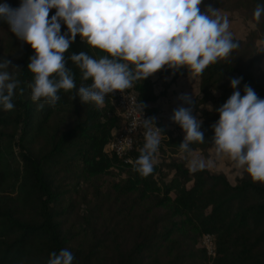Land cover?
Instances as JSON below:
<instances>
[{"label": "trees", "instance_id": "1", "mask_svg": "<svg viewBox=\"0 0 264 264\" xmlns=\"http://www.w3.org/2000/svg\"><path fill=\"white\" fill-rule=\"evenodd\" d=\"M207 1L215 10L240 13L254 27L246 37L233 38L239 47L229 60L209 65L198 76L190 73L198 80L192 105L205 138L191 148L201 153L213 147V125L233 94L232 79L242 78L241 96L248 85L264 99V16L257 22L253 15L264 0ZM4 3L16 9L21 0H0ZM2 31L7 38H0V62H11L8 71L20 85L14 110L0 106V264H48L62 249L72 252L73 264H264V183H254L244 171L232 184L221 172L192 171L176 158L154 163L153 173L142 177L133 169L145 138L136 135L126 156L106 149L125 127L115 100L108 95L97 108L73 99L76 90H61L54 106L45 103L40 109L29 88L28 64L35 52L0 20ZM67 32L61 21V34ZM82 51L94 58L106 55L78 35L66 56ZM67 66L77 89L92 83L82 80L70 60ZM188 74L186 68L167 67L157 72V80L150 76L133 84L146 120L161 127L158 99L171 82ZM185 135L180 128L171 138L177 148ZM207 232L214 235V257L198 245Z\"/></svg>", "mask_w": 264, "mask_h": 264}, {"label": "clouds", "instance_id": "2", "mask_svg": "<svg viewBox=\"0 0 264 264\" xmlns=\"http://www.w3.org/2000/svg\"><path fill=\"white\" fill-rule=\"evenodd\" d=\"M202 3L203 0H21L16 9L0 4V20L35 52L28 64L33 76L29 88L32 101L40 109L45 103L54 106L61 90H76L73 99L78 96L84 104L103 108L106 96L123 93L165 66L174 71L186 68L189 74L198 76L209 65L231 58L239 43L229 31L228 17L212 7L202 13ZM52 9L56 12L49 19ZM253 15L259 22L264 16V4H257ZM61 21L67 25V33L61 34ZM78 35L91 49L106 55L94 58L82 51L66 56ZM69 60L79 69L83 81H92L90 85L82 84L77 89L75 75L67 66ZM10 63L0 62V106L6 112L14 110L12 101L20 85L8 71ZM241 81L242 78L231 80L233 94L218 109L220 119L213 125V148L218 159L227 157L254 183H264V99L248 85L241 96L237 90ZM180 99L191 103L186 95ZM173 121L186 134L180 144L182 153L191 154L192 144L205 142L202 121L193 117L189 108L174 110ZM143 127L145 143L133 170L146 178L154 171L162 131L154 119H143ZM204 167L203 161L191 162L192 171ZM74 259L71 251L62 249L59 254H51L48 264H73Z\"/></svg>", "mask_w": 264, "mask_h": 264}, {"label": "rangeland", "instance_id": "3", "mask_svg": "<svg viewBox=\"0 0 264 264\" xmlns=\"http://www.w3.org/2000/svg\"><path fill=\"white\" fill-rule=\"evenodd\" d=\"M211 4L207 0H203L200 10L202 13H206L207 9ZM220 14L226 15L229 19L230 28L229 31L233 34V38H244L247 36L250 30L253 29L254 25L249 20L246 19L243 15L236 11H220ZM6 32H0V38H5ZM7 38V37H6ZM259 44L261 42L259 41ZM260 67L264 69V57L260 61ZM167 68V66H165ZM153 80H157V73L151 76ZM171 76H167L164 79V82H170ZM161 82H158L156 85V91L158 92L161 89ZM188 96L191 98V103H185L180 97ZM198 96V80L194 78L191 74H188L182 78L177 79L174 82H171L167 94L161 97L157 101V106L160 108V120L162 134L160 135V145L158 152L155 154L154 163L160 162H169L170 159L176 158L183 160L185 166L191 168V162L193 160L203 161L205 168H208L214 172H221L226 175L228 180L234 184L236 180L242 176V170H239L235 167L234 163L228 159L217 158L214 148H210L206 153H201L200 151H193L191 154L182 153L180 148H177L171 141V138H174L181 128L178 124L173 121L174 110L185 107L191 110V114L194 117V109L192 105V100ZM210 106V108H209ZM207 109H211L212 104L207 103L205 105ZM86 179L83 183H86ZM82 190V194H83ZM199 245V240H198Z\"/></svg>", "mask_w": 264, "mask_h": 264}, {"label": "built area", "instance_id": "4", "mask_svg": "<svg viewBox=\"0 0 264 264\" xmlns=\"http://www.w3.org/2000/svg\"><path fill=\"white\" fill-rule=\"evenodd\" d=\"M110 96L115 100L125 119V127L114 140L107 144L106 149L118 156H126L137 142L136 135L145 138L146 130L143 127V119H146V116L144 111L138 108L137 95L132 88L124 90L123 93L116 92ZM126 160L130 162L129 158ZM199 246L204 249L209 257L215 256L214 235L212 233H202L199 238Z\"/></svg>", "mask_w": 264, "mask_h": 264}, {"label": "crops", "instance_id": "5", "mask_svg": "<svg viewBox=\"0 0 264 264\" xmlns=\"http://www.w3.org/2000/svg\"><path fill=\"white\" fill-rule=\"evenodd\" d=\"M159 100V99H158Z\"/></svg>", "mask_w": 264, "mask_h": 264}]
</instances>
